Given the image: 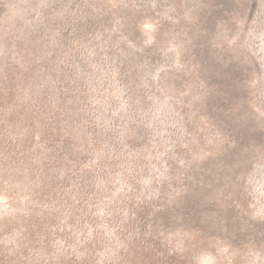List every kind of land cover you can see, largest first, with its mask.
<instances>
[{
    "label": "rangeland",
    "instance_id": "374dc122",
    "mask_svg": "<svg viewBox=\"0 0 264 264\" xmlns=\"http://www.w3.org/2000/svg\"><path fill=\"white\" fill-rule=\"evenodd\" d=\"M202 258L264 264V0H0V264Z\"/></svg>",
    "mask_w": 264,
    "mask_h": 264
},
{
    "label": "water",
    "instance_id": "95a60500",
    "mask_svg": "<svg viewBox=\"0 0 264 264\" xmlns=\"http://www.w3.org/2000/svg\"><path fill=\"white\" fill-rule=\"evenodd\" d=\"M175 3H177V2H175ZM225 7V6H224ZM226 9V8H225ZM227 10V9H226ZM217 13V12H216ZM216 13H213V15H216ZM225 98H227L229 101H230V103L232 104V101L234 100V97L233 96H229V97H225ZM234 103V102H233Z\"/></svg>",
    "mask_w": 264,
    "mask_h": 264
},
{
    "label": "clouds",
    "instance_id": "9594fccd",
    "mask_svg": "<svg viewBox=\"0 0 264 264\" xmlns=\"http://www.w3.org/2000/svg\"><path fill=\"white\" fill-rule=\"evenodd\" d=\"M200 264H209L207 258H202Z\"/></svg>",
    "mask_w": 264,
    "mask_h": 264
}]
</instances>
